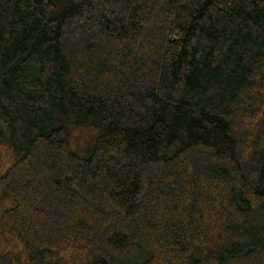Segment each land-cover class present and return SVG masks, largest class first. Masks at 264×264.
<instances>
[{"label": "trees", "instance_id": "obj_1", "mask_svg": "<svg viewBox=\"0 0 264 264\" xmlns=\"http://www.w3.org/2000/svg\"><path fill=\"white\" fill-rule=\"evenodd\" d=\"M0 264H264V0H0Z\"/></svg>", "mask_w": 264, "mask_h": 264}]
</instances>
